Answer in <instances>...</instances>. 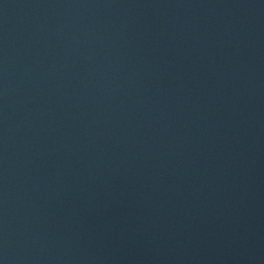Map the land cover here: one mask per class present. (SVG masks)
I'll use <instances>...</instances> for the list:
<instances>
[{
  "label": "water",
  "instance_id": "water-1",
  "mask_svg": "<svg viewBox=\"0 0 264 264\" xmlns=\"http://www.w3.org/2000/svg\"><path fill=\"white\" fill-rule=\"evenodd\" d=\"M0 264H264V0H0Z\"/></svg>",
  "mask_w": 264,
  "mask_h": 264
}]
</instances>
